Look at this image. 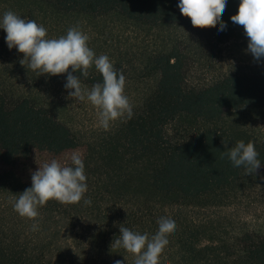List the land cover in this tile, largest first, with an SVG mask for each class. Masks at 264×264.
<instances>
[{"label": "trees", "instance_id": "16d2710c", "mask_svg": "<svg viewBox=\"0 0 264 264\" xmlns=\"http://www.w3.org/2000/svg\"><path fill=\"white\" fill-rule=\"evenodd\" d=\"M15 14L54 19H91L113 15L132 23L183 26L202 38L227 42L246 37L229 19L239 0H227L216 23L192 24L177 0H5ZM23 54L9 50L0 30V264H134L123 248L111 246L119 227L138 232L155 229L167 211L174 227L157 253L169 264H264V236L246 233L242 249L215 243L213 236L182 215L189 208L227 206L250 179L264 171V137L228 116L264 108V76L230 74L205 88L187 85L186 59L178 48L151 58L157 75L151 92L103 135L83 141L79 131L55 111L54 80L21 65ZM16 62V63H14ZM81 84L103 83L94 66ZM251 141L261 167L248 173L233 167L224 153L237 141ZM79 154L87 192L74 204L49 200L35 219L13 209L16 195L31 187V173L55 159L70 165ZM36 224V230H33Z\"/></svg>", "mask_w": 264, "mask_h": 264}, {"label": "clouds", "instance_id": "9594fccd", "mask_svg": "<svg viewBox=\"0 0 264 264\" xmlns=\"http://www.w3.org/2000/svg\"><path fill=\"white\" fill-rule=\"evenodd\" d=\"M227 0H177V8L182 16L192 24L216 23V30L226 29V23L220 19ZM232 23L242 25L248 38L246 52L256 61L264 58V0H239L237 13L229 18ZM0 30L5 33V43L9 50L15 48L23 59L21 65L41 75L58 76L68 72L64 89L68 98L83 102L85 99L97 111L99 125L107 129L110 122L127 116H133L128 97L124 94L125 77L113 66L107 55L96 56L88 47L89 37L79 26L69 27L66 34L59 38H48L46 28L34 20H26L13 11L0 14ZM94 66L101 74L103 83L93 84L90 89L83 87L80 79L74 76L77 69L87 76V69ZM233 167H241L246 172H256L261 167L258 152L253 142L237 141L224 153ZM70 165H61L53 159L31 173V187L16 195L14 211L20 216L35 219L38 207L49 200L74 204L82 200L87 192L85 165L81 156L75 152L69 157ZM264 179V177H261ZM174 217L166 210L156 216L153 231L138 232L127 227H119V236L111 246L123 248L134 257V264H169L166 258L157 253L167 240V233L174 227ZM33 230L37 225L33 224ZM121 264V261H115Z\"/></svg>", "mask_w": 264, "mask_h": 264}, {"label": "rangeland", "instance_id": "374dc122", "mask_svg": "<svg viewBox=\"0 0 264 264\" xmlns=\"http://www.w3.org/2000/svg\"><path fill=\"white\" fill-rule=\"evenodd\" d=\"M18 10L10 1L0 0V14ZM43 25L48 38H59L69 27L79 26L88 35V47L96 56L107 55L114 68L125 77L124 94L132 109L153 89L157 75L151 70V58L169 49L178 48L186 59L185 75L187 85L205 88L223 77L235 73H251L264 76V58L253 59L246 52L248 38L219 42L202 38L183 26L148 25L132 23L117 15L91 19H54L39 16H23ZM16 63V62H14ZM65 80H54L56 112L83 141L103 135L110 127L125 117L110 122L107 129L98 122L97 109L86 99L83 102L68 98L64 89ZM83 87L90 89L82 84ZM258 137H264V108H250L228 116ZM264 171L248 181V184L231 199L227 206L210 208H189L182 215L192 220L201 229L213 236L216 244L242 249L246 233L264 236ZM236 250V251H237ZM159 257V256H158Z\"/></svg>", "mask_w": 264, "mask_h": 264}]
</instances>
